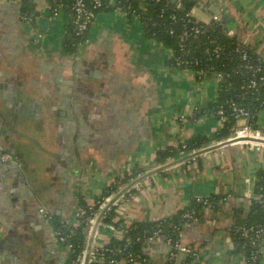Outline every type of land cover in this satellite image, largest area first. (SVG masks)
Segmentation results:
<instances>
[{
    "label": "crops",
    "instance_id": "crops-1",
    "mask_svg": "<svg viewBox=\"0 0 264 264\" xmlns=\"http://www.w3.org/2000/svg\"><path fill=\"white\" fill-rule=\"evenodd\" d=\"M20 1L0 0V153L13 156L0 160V264H64L67 248L54 244L42 208L75 226L77 204L113 196L132 172L152 170L160 149L196 135L212 139L202 148L218 144L213 137L226 120L208 110L218 97L216 79L198 81L172 68V50L146 37L139 18L103 10L86 41L67 54L68 12L51 16L46 0H29L27 18ZM196 8V19L221 14L264 54V0H206ZM200 107L206 111L194 115ZM257 125L264 134V109ZM262 167L264 146L217 147L132 185L117 199L112 220L125 229L166 218L196 198L222 197L219 210L183 224L182 239L198 253H179L174 264H245L231 234L233 210L246 216ZM124 235L101 227L97 242ZM143 252L164 264L168 248L154 238Z\"/></svg>",
    "mask_w": 264,
    "mask_h": 264
},
{
    "label": "trees",
    "instance_id": "trees-1",
    "mask_svg": "<svg viewBox=\"0 0 264 264\" xmlns=\"http://www.w3.org/2000/svg\"><path fill=\"white\" fill-rule=\"evenodd\" d=\"M28 1L29 0L20 1V13L27 18L32 16V10L27 6ZM175 4L176 2L174 0H120L119 2V5L130 6V10L136 11L138 18L144 26V34L146 37L155 39L157 42L171 49L174 54L178 52V35L181 31L182 22L178 20L173 21L171 16L176 15L179 18L185 12L198 6L197 0H181L183 8L181 10H175ZM103 10H112V8L101 9L99 12ZM64 11L68 12L70 16L71 11L69 8L66 7ZM128 15L130 16L131 12H129ZM68 24V30L63 40V50L67 54H74L77 51L78 46L86 41L87 34L82 36L75 35L72 31L70 20ZM222 25L229 26L224 19L222 20ZM223 26H210L208 27L209 30L204 34L199 35L197 39H189L188 41L186 40L185 43L188 45V48L193 47L192 54L194 56L198 55L201 59V67L207 68L213 66L217 71L230 73L228 77L225 76L220 80L218 84V97L213 104L208 106V110L215 112L217 106L222 104L226 113L229 114L230 110L228 105L229 102L233 101L239 107H242L249 112L250 123L254 128H258L257 116L258 113L264 109V63H260L261 56L256 52V46L249 49L250 58L248 63L253 67L252 69L245 68L244 65L239 66L242 64V61L239 59L238 55L235 54L231 57H221L217 60H211L202 54L205 45L209 46L208 43H206V39L211 37H216L221 42H224L227 51L231 52L236 39L225 37L222 33ZM170 31L173 32L171 33ZM197 41L201 44L196 45L195 43ZM192 42L193 46L191 45ZM172 64L173 60L170 59V66ZM258 66H260V70L255 71ZM253 73H256L257 76H262L263 80L260 81L256 89H243L242 86L249 81ZM205 111V108H197L194 115L198 116ZM234 126L235 120L233 117L228 116L224 126L214 135L213 139L217 143L224 141L230 136L232 127L234 128ZM210 140L212 139L206 136H192L185 142L178 144L175 148L158 150L155 161L159 165L164 164L168 159H172L182 152L188 154L192 151L201 149L203 145L207 142L209 143ZM139 173L140 172H132L130 176H127L119 183H129L131 179L143 174V172ZM117 185V183L113 185L112 189H115ZM108 193H106V195ZM222 200V197L218 196L196 198L191 200L190 204L184 209H181L166 218H161L158 221L150 220L146 222L131 223L125 228L126 232L123 239H111L106 247L115 249L128 245L126 250L132 253L133 256L135 254L139 256L140 259H146L148 264H160L152 261L149 256L143 252L148 244V238L152 236V232L160 228L162 229L163 234L175 240L178 238L179 234L182 233V226L184 223L193 220L202 221L205 216V207L209 206L211 212H215L221 208V205L223 204ZM79 204L83 206L85 205V203L82 202ZM248 207V212L245 217H242L243 209L235 208L233 210V225L235 227L241 225L258 227L264 225V167L256 172L253 186V197L250 198ZM185 212H193L192 217L189 219L183 218L182 215ZM115 216L114 206H110V208L103 214L101 221L103 223L119 225V219L112 222V219L116 218ZM54 219V229L60 230L61 235L66 236L68 241L72 244L67 261H73L84 243L83 223L81 221L77 227H69L68 225H64L63 220L58 217H54ZM231 234L235 243V251L241 252L244 255L245 264H264L257 247L249 246L246 240L241 237V234L234 229V227L231 229ZM126 250H124L123 256L126 255ZM252 255H255V260L250 259V256ZM112 256L119 258L118 254ZM164 264H174V262Z\"/></svg>",
    "mask_w": 264,
    "mask_h": 264
},
{
    "label": "built area",
    "instance_id": "built-area-1",
    "mask_svg": "<svg viewBox=\"0 0 264 264\" xmlns=\"http://www.w3.org/2000/svg\"><path fill=\"white\" fill-rule=\"evenodd\" d=\"M48 4V8L50 10L51 16H56L60 12H64L65 8H69L71 11L69 20L71 22L72 31L77 36H82L88 33L93 21L98 15L101 9L112 8V10L122 12L124 15H128L131 12L130 16H134L138 18V15L135 10H130V6H121L119 5L120 0H46ZM70 1V2H69ZM176 2L174 9L181 10L182 4L181 0H174ZM206 0H197L198 6L204 4ZM193 10L185 12L181 17H177L176 15H172L171 19L174 21L178 20L182 22L181 31L178 35V52L173 53L171 55V59L173 60V64L171 65L174 69L179 70H187L194 74L198 81L207 79L209 77H214L219 84L220 80L225 76H229L230 73H224L221 71H217L213 66H209L207 68L201 67V59L198 55H193V47H189L185 43L186 40L189 39H197L199 35L204 34L208 31V27L210 26H223L222 25V15L219 13H213L211 18L207 21H201L194 17ZM129 16V15H128ZM171 33L173 31H170ZM222 33L227 38L236 39L234 43V47L231 52L227 51L226 44L221 42L216 37H211L206 39V43L209 46L205 45L203 48V56L210 58L211 60H217L221 57H231L233 54L238 55L239 59L242 61V64L245 68L252 69L253 67L249 65V49L252 47L249 42L245 39H241L237 36L236 31L233 27L224 25L222 28ZM209 36V35H208ZM190 44V42H189ZM196 45L201 44L199 41L195 43ZM193 46V42L191 43ZM261 62L264 63V54H260ZM260 70V66H258L255 71ZM263 80L262 76H257L256 73H253L249 81L242 86L243 89H256L260 81ZM262 84V83H261ZM229 114L223 108L222 104L217 106L215 112H213L216 116H218L222 120H226L228 116L233 117L235 120V126L232 129V132L227 140H235L231 143L243 142L245 144H249L252 147L260 148L263 147L264 144L260 142H255L252 140H241L237 141V139H246V138H254V139H264V134L259 128H254L250 123V114L247 110L242 107H239L235 102H229ZM223 142V141H222ZM195 152V151H192ZM13 159V156L9 153H0L1 161H10ZM158 165L154 164L151 166V169H155ZM140 176V175H139ZM118 192V191H117ZM116 192V193H117ZM115 193V194H116ZM114 194V195H115ZM113 195V196H114ZM112 195L99 198L95 202L88 203L83 206L81 204H77L74 210V217L76 218V225H69L67 222L63 221L64 225H68L69 227H77L80 222L83 223V233H84V243L80 248L79 253L77 254L75 260L67 261L69 257V252L71 250L72 244L68 241L66 236L61 235L60 230L54 229V216L51 212L45 209H41L40 211L45 214L47 220L52 224L54 229L53 234V242L59 248L61 246L67 248L66 262L64 264H84L86 254H87V245L89 236L91 234L92 228L96 223L97 217L100 211L104 208V206L109 202V200L113 197ZM118 201L116 200L111 206H117ZM249 204V203H248ZM96 207V208H95ZM117 208V207H116ZM118 213H122L121 210L119 212L118 208L115 209ZM205 214L210 213L211 209L209 206L205 207ZM193 212H185L182 217L189 219L192 217ZM102 219V218H101ZM96 224V229L94 231L93 240L90 244V249L88 253V264H148L146 259H140L139 256H133L128 250H126L128 245L119 248H109L106 247L108 242L105 244H100L97 242V237L99 235V229L101 227H105L110 231L121 230L122 232H126V229H118L120 228L118 225L113 223H103L102 221ZM158 221L160 219H153ZM115 222V220H112ZM236 229L243 239L246 240L249 246L257 247L258 252L261 254V258L264 263V225L262 226H233ZM68 237V236H67ZM154 238H161L168 248L167 259L165 263H172L174 259L179 253H185L190 255L191 257H197V249L186 243L182 239V234H179L178 238L173 240L169 236L163 234L162 229L158 228L152 232V236L148 238V243L150 240ZM124 250L127 252L126 255L123 256ZM119 255V258L113 257L112 255ZM250 259L255 260V255L250 256Z\"/></svg>",
    "mask_w": 264,
    "mask_h": 264
},
{
    "label": "water",
    "instance_id": "water-1",
    "mask_svg": "<svg viewBox=\"0 0 264 264\" xmlns=\"http://www.w3.org/2000/svg\"><path fill=\"white\" fill-rule=\"evenodd\" d=\"M203 5V4H202ZM211 10L215 11V8L213 6H211ZM241 140H252V141H255V142H260V143H263L264 144V139H252V138H246V139H237V141H241ZM232 141H235V140H227V141H223V142H220L214 146H209V147H204V148H201L195 152H191V153H188L184 156H181L179 158H176V159H173V160H170L169 162L163 164V165H160L158 167H156L155 169H152L140 176H137L136 178H134L133 180H131L128 184H126L123 188H121L110 200L109 202L104 206V208L100 211L98 217H97V220H96V223L95 225L93 226L92 228V231H91V234L89 236V240H88V245H87V254H86V258H85V262L84 264H88V253H89V249H90V244L93 240V235H94V231L96 229V224H98V222L100 221V219L102 218L103 214L110 208V206L128 189L130 188L132 185H134L135 183H137L138 181H140L141 179L147 177L148 175L154 173V172H157L159 170H162L166 167H169L170 165L172 164H175L177 162H180V161H183V160H186V159H189V158H192L196 155H199V154H202L204 152H207V151H210L212 149H215L217 147H221L223 145H226V144H229L231 143Z\"/></svg>",
    "mask_w": 264,
    "mask_h": 264
},
{
    "label": "rangeland",
    "instance_id": "rangeland-1",
    "mask_svg": "<svg viewBox=\"0 0 264 264\" xmlns=\"http://www.w3.org/2000/svg\"><path fill=\"white\" fill-rule=\"evenodd\" d=\"M196 7H197V6H196ZM196 7H195V9H197ZM196 13H197V14H196L197 18H198V17H201V14H200L198 11H196Z\"/></svg>",
    "mask_w": 264,
    "mask_h": 264
}]
</instances>
